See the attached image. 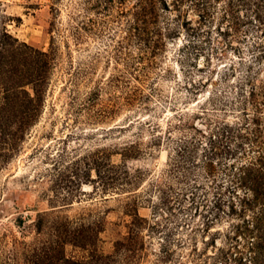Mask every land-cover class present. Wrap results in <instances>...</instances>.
I'll use <instances>...</instances> for the list:
<instances>
[{
	"label": "rangeland",
	"instance_id": "rangeland-1",
	"mask_svg": "<svg viewBox=\"0 0 264 264\" xmlns=\"http://www.w3.org/2000/svg\"><path fill=\"white\" fill-rule=\"evenodd\" d=\"M0 264H264V0H0Z\"/></svg>",
	"mask_w": 264,
	"mask_h": 264
}]
</instances>
